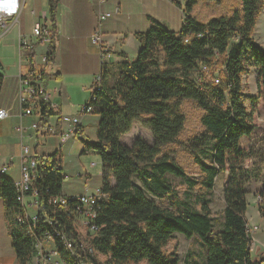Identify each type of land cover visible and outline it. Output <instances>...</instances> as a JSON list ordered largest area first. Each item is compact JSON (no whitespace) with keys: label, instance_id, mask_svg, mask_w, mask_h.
<instances>
[{"label":"trees","instance_id":"obj_1","mask_svg":"<svg viewBox=\"0 0 264 264\" xmlns=\"http://www.w3.org/2000/svg\"><path fill=\"white\" fill-rule=\"evenodd\" d=\"M200 2L186 0L180 31L158 25L137 33L142 47L136 59L120 65L113 85H105L102 73L99 89L93 86L88 103L100 122L98 140L87 146L100 157L101 189L106 197L94 207L86 242L78 231V203L70 201L67 208L54 204V198L65 194L66 177L58 151L37 160L34 188L41 219L36 229L27 216L26 201H17L15 181L0 173V197L15 264H31L41 257L36 246L46 242L67 264H180L176 250H168L176 233L201 237L204 264H264V248L251 249L245 189L251 180L264 182V146L252 170L244 162L256 151L241 146V140L256 128L253 112L258 102L264 109V46L254 39L264 0H240L230 14L208 20L194 14ZM58 3L49 0L48 63L56 53ZM252 68L258 71V97L245 94L243 88V77ZM183 101L203 111V132L186 144L200 173L197 178L187 175L184 165L166 150L178 142L186 127ZM42 104L39 126L57 114L48 101ZM136 122L151 132L152 144L141 135L131 145L123 143L121 137ZM226 173L219 222L211 208L212 193L219 175ZM179 179L190 192L198 188L193 200L191 193L187 199L178 197L174 180ZM258 196L256 205L264 218V187Z\"/></svg>","mask_w":264,"mask_h":264},{"label":"crops","instance_id":"obj_2","mask_svg":"<svg viewBox=\"0 0 264 264\" xmlns=\"http://www.w3.org/2000/svg\"><path fill=\"white\" fill-rule=\"evenodd\" d=\"M185 2L186 0H59L55 59L52 63L45 64L43 61L45 58L47 61L49 42L33 40L32 32L38 21L45 22L49 18L51 23L49 0H32L30 5L25 0L18 21L9 22L10 31L0 38V108L9 113L6 119L0 120V173L13 181L20 179V152L22 144H25L34 148L39 155L59 152L66 177L62 190L66 195L92 192L101 187L102 164L98 167L97 162L90 164L89 160L83 164V159L86 158L84 156L94 152L88 149L87 144L98 140L100 116L95 113L81 115L84 140L70 139L61 143L60 134L70 125L69 118L80 115L83 104L91 96L94 80L100 74L104 75L105 85H113L120 65L136 59L142 47L137 33L146 32L158 25L172 31L182 29V6ZM101 12H110L112 15L100 22ZM28 17L31 19V26L29 30H25L24 24ZM98 27L102 31L103 43L113 53L106 60L102 58L99 46L92 39ZM22 37L30 43L23 48L20 46ZM31 50L34 54L32 58ZM7 52L14 53L18 61L9 57ZM29 61H35L42 70L45 76L42 81L49 94L48 103L56 108L57 113L51 117H59L56 134L42 139H38L33 128L35 123H40V111L34 109L32 114L26 115L25 107L20 104V79L28 72ZM153 142L154 140L149 143ZM92 163L96 165L92 166ZM4 167L7 169H3ZM26 205L30 212H34L27 204V198ZM260 219L263 221L264 218ZM45 244L48 249L52 248L49 242ZM15 262L16 254L5 222L4 201L0 197V264ZM31 264L39 263L34 260Z\"/></svg>","mask_w":264,"mask_h":264},{"label":"rangeland","instance_id":"obj_3","mask_svg":"<svg viewBox=\"0 0 264 264\" xmlns=\"http://www.w3.org/2000/svg\"><path fill=\"white\" fill-rule=\"evenodd\" d=\"M30 5L32 0H27ZM240 0H222L221 3L209 2L207 0H201L199 6L194 11V14L198 16L201 20H208L212 16L221 15V14H230L235 8L239 7ZM31 26V19L28 17L24 24V29L29 30ZM18 30V28L16 27ZM15 30V29H14ZM12 30V32L14 31ZM254 39L257 43L264 46V10L261 14L257 27L254 33ZM35 40V38H33ZM19 46V44H18ZM112 50L111 48H109ZM9 57L15 58L18 61V58L15 57L14 53L7 52ZM104 63V62H103ZM104 65V64H102ZM243 88L245 94H250L257 96L259 95V87H258V71L255 68H252L250 72L243 77ZM90 96V94H89ZM90 98V97H89ZM89 100V99H88ZM85 103L83 104V106ZM183 112L187 118L186 127L181 134L178 142L171 144L166 147V150L170 151L174 156H176L178 162L184 165L187 175L197 178L200 173H198V167L195 164V158L188 152L186 148V144L190 142L196 135H199L203 132L201 127L200 119L203 115V111L196 107L190 101H183L182 103ZM249 111H252V108H248ZM253 124L256 125V128L250 137H244L241 140V146L246 151H249L252 147H254V151L256 154L254 157L246 158L244 165L249 169H253L255 167V162L259 163L256 155L259 152V149L264 146V109L260 102L257 104L256 111L253 112ZM142 135L147 141L154 140L151 132L141 126L138 122L135 123L132 130L122 137V141L126 145H130L133 140ZM83 159V164H86V160L91 162H97L98 167L101 166V160L99 155L96 152H91L90 154L85 155ZM88 157V159H87ZM256 164V165H257ZM96 173V172H95ZM94 173V174H95ZM264 173V170H263ZM229 174H220L215 183V189L212 193V197L214 202L211 204V208L213 211V216L217 221H221V211L224 208V187L227 183V179ZM175 188L178 192V197L181 199H187V195L191 193L193 197L196 195L198 188L191 191L188 188V185L183 180H174ZM75 187H78L75 185ZM264 187L263 180H251L249 181L245 189L248 190L247 201H248V209L246 213L249 229L251 232V236L253 238L251 249L254 252L257 249L264 248V219L259 214L256 202L259 200L258 192ZM150 197L152 195L149 194ZM153 198V197H152ZM32 213V212H31ZM78 231L82 236V241L86 242L89 239L88 228L85 222L82 219L77 221ZM219 225V223H218ZM176 241L172 242L168 248V250H176L179 258L180 264H204V254H205V246L199 235H194L191 238H188L186 235L182 233H176ZM46 246V244H45ZM50 249V248H49ZM103 258V257H102ZM37 261V259H35ZM38 263V262H37ZM49 262H44V264H48ZM40 264V263H39ZM50 264H53L50 262ZM140 264H146L144 262Z\"/></svg>","mask_w":264,"mask_h":264},{"label":"built area","instance_id":"obj_4","mask_svg":"<svg viewBox=\"0 0 264 264\" xmlns=\"http://www.w3.org/2000/svg\"><path fill=\"white\" fill-rule=\"evenodd\" d=\"M13 3H15L17 7L16 10L11 14L6 11H0V38H2L10 31L11 26H9V22L18 21L25 4V0H0V5H9ZM111 15L112 13L110 12L99 13L100 22L110 17ZM44 16L47 19L46 13L44 14ZM51 33L52 28L50 19L48 18L45 22L38 21L35 23L32 36L36 40H42L48 43L50 41ZM92 39L94 43L99 46L101 56L111 57V55H113L111 50L103 43L102 31L100 27L95 29L92 35ZM29 44V41L25 37H22L20 39L21 47H26ZM43 62L45 64L47 63L46 58ZM215 82H219V80L216 78ZM93 86H99V84L94 80ZM19 90L20 104L25 107L24 112L26 115L32 114L35 108H41L43 105L42 102L46 101L49 98V94L46 93L42 81V70L39 68L37 63H35V61H29V70L24 76H21ZM91 112L92 106H89L88 103L82 107L80 115L69 118L70 125L60 134L61 143H66L73 138L79 139V137H84L81 115H85ZM8 116V111L4 108H0V120L6 119ZM58 122L59 117L54 116L51 117L43 126H39L38 123H35L33 125V128L36 130L38 139H42L48 135L55 134L57 132ZM39 156L40 155L34 148L22 144L20 152V186H17V191H19V193H22L23 196H27V204L30 205V207L34 210V212H32L30 222L34 224L33 228L35 229L37 228V219H41V216L38 213L40 204L38 199L36 198L37 192L34 188L35 169L37 168V160ZM92 165H95V163H92ZM3 169H7V167H4ZM105 197L106 195L103 193L101 187H98L92 192L86 191L82 194L77 195L62 194L61 196L54 198V204L67 208L70 204V201L77 202V219H82V221L89 226L91 219L95 217V205ZM90 229L91 231L95 230V227L91 226ZM33 232H35L34 229ZM49 240H51V237H49ZM40 250L41 261H39V263L49 262L48 264H50V262H52L53 264H63V260H60L57 251H55L53 248L47 249L45 247V243H40ZM89 252H91V250ZM88 264L93 263L89 262Z\"/></svg>","mask_w":264,"mask_h":264},{"label":"bare ground","instance_id":"obj_5","mask_svg":"<svg viewBox=\"0 0 264 264\" xmlns=\"http://www.w3.org/2000/svg\"><path fill=\"white\" fill-rule=\"evenodd\" d=\"M106 13V12H105ZM51 36V35H50ZM108 47V46H107ZM23 48V47H22ZM112 56V55H111ZM102 58H105V60H106V58H110V56H102ZM108 60V59H107ZM103 61V60H102ZM42 75H43V72H42ZM23 76V75H22ZM42 79H43V76H42ZM95 82H99V84H100V82H101V75H99L96 79H95ZM97 89H99V86H97ZM93 92V91H92ZM46 101H48V99L46 100ZM85 104H88V101L85 103ZM90 106V105H89ZM24 107V106H23ZM53 109H56L53 105L51 106ZM35 109H37V110H39L40 111V109L41 108H35ZM56 134V133H55ZM84 137H79V139H83ZM73 139H76V138H73ZM95 165H96V163H95ZM95 165H92V166H95ZM6 170V169H5ZM17 186H20V179L19 180H17V181H15V187H16V190H17ZM18 192V195H17V201L18 202H20V203H24L25 201H26V197L27 196H23V194L22 193H19V191H17ZM30 214H28L27 216H29V217H32V213L31 212H29ZM37 249L39 250V251H41L40 250V243H38L37 244ZM46 247V246H45ZM47 248V247H46ZM48 249V248H47ZM41 254V253H40ZM60 260H62L61 258H60ZM39 261H41V257H39L38 259H37V262L39 263ZM43 264H44V262H43ZM63 264H67V263H65V262H63Z\"/></svg>","mask_w":264,"mask_h":264},{"label":"clouds","instance_id":"obj_6","mask_svg":"<svg viewBox=\"0 0 264 264\" xmlns=\"http://www.w3.org/2000/svg\"><path fill=\"white\" fill-rule=\"evenodd\" d=\"M17 5L15 3L9 5H0V11H6L9 14L16 10Z\"/></svg>","mask_w":264,"mask_h":264}]
</instances>
